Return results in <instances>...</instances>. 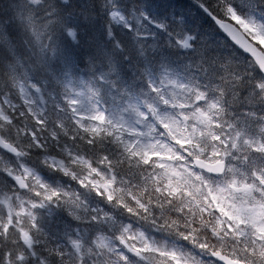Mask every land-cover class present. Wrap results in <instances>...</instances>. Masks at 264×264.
Here are the masks:
<instances>
[{"label": "clouds", "instance_id": "1", "mask_svg": "<svg viewBox=\"0 0 264 264\" xmlns=\"http://www.w3.org/2000/svg\"><path fill=\"white\" fill-rule=\"evenodd\" d=\"M0 264H264V0H0Z\"/></svg>", "mask_w": 264, "mask_h": 264}]
</instances>
